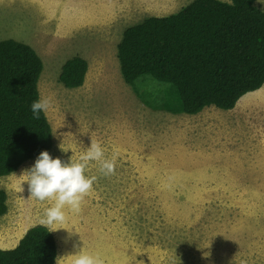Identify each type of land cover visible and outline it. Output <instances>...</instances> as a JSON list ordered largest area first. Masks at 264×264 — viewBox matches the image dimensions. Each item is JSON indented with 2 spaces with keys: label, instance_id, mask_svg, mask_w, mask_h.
Returning a JSON list of instances; mask_svg holds the SVG:
<instances>
[{
  "label": "rangeland",
  "instance_id": "374dc122",
  "mask_svg": "<svg viewBox=\"0 0 264 264\" xmlns=\"http://www.w3.org/2000/svg\"><path fill=\"white\" fill-rule=\"evenodd\" d=\"M192 1L0 0V41L32 46L44 64L50 155L78 160L92 139L106 158L116 155L112 176L90 163L91 195L52 232L59 256L85 247L105 264H264V88L234 110L189 116L157 109L168 93L179 106L171 85L145 75L131 86L120 72L117 46L129 26ZM74 56L89 70L81 88L67 89L59 74ZM34 163L0 178L8 206L0 249L16 247L52 204L30 200L21 176Z\"/></svg>",
  "mask_w": 264,
  "mask_h": 264
},
{
  "label": "trees",
  "instance_id": "16d2710c",
  "mask_svg": "<svg viewBox=\"0 0 264 264\" xmlns=\"http://www.w3.org/2000/svg\"><path fill=\"white\" fill-rule=\"evenodd\" d=\"M258 0H193L167 16H150L129 26L117 46L126 84L148 75L172 86L157 109L196 116L208 108L235 109L247 94L264 88V9ZM44 64L36 50L14 39L0 41V178L49 154L54 136L47 116L34 119ZM89 70L81 56L62 66L59 82L81 88ZM177 104V103H176ZM176 107V108H175ZM0 190V217L7 214ZM57 240L48 228L26 231L16 247L0 249V264H56Z\"/></svg>",
  "mask_w": 264,
  "mask_h": 264
},
{
  "label": "clouds",
  "instance_id": "9594fccd",
  "mask_svg": "<svg viewBox=\"0 0 264 264\" xmlns=\"http://www.w3.org/2000/svg\"><path fill=\"white\" fill-rule=\"evenodd\" d=\"M52 107L51 97H41L34 101L31 105L33 118L40 119L41 113L46 115ZM60 148L64 151L62 144ZM92 162L99 165V171L103 176L115 175L116 155L110 159L106 158L101 144L94 139L91 140V146L81 152L78 160L71 157L70 162H64L60 158L54 159L48 151H42L34 165L23 172L21 177L27 176L30 200L52 202L39 221L49 232L64 229L58 228L57 225L67 222L68 213H80L82 203L93 190V184L97 180L96 176L89 177L85 174ZM68 231L71 236L72 231ZM56 264H105V261L98 255L86 252L83 247L75 254L57 256Z\"/></svg>",
  "mask_w": 264,
  "mask_h": 264
},
{
  "label": "bare ground",
  "instance_id": "6f19581e",
  "mask_svg": "<svg viewBox=\"0 0 264 264\" xmlns=\"http://www.w3.org/2000/svg\"><path fill=\"white\" fill-rule=\"evenodd\" d=\"M93 193V192H92ZM91 195V194H90Z\"/></svg>",
  "mask_w": 264,
  "mask_h": 264
}]
</instances>
